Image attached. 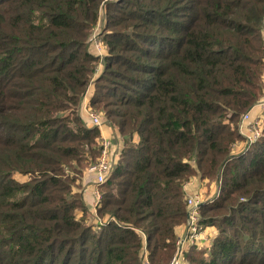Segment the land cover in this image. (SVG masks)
<instances>
[{"label": "trees", "instance_id": "1", "mask_svg": "<svg viewBox=\"0 0 264 264\" xmlns=\"http://www.w3.org/2000/svg\"><path fill=\"white\" fill-rule=\"evenodd\" d=\"M263 23L264 0H0V264H167L193 175L217 185L199 205L217 233L188 263L264 264V128L233 151L263 90ZM99 62L90 105L123 146L94 228L75 185L99 154L79 110Z\"/></svg>", "mask_w": 264, "mask_h": 264}, {"label": "built area", "instance_id": "2", "mask_svg": "<svg viewBox=\"0 0 264 264\" xmlns=\"http://www.w3.org/2000/svg\"><path fill=\"white\" fill-rule=\"evenodd\" d=\"M99 33V31L92 28L89 32L88 40L90 47L92 45V50H94L95 53L89 48L90 51L93 54L99 56L101 59L106 52L104 50V42L101 38H99ZM262 33L264 53V23L262 27ZM99 66V64L96 65L93 76L90 82L88 83V86L94 83V79L99 74ZM252 107H257V110L264 109V89L262 90L261 94L258 96L256 101L253 103V105L241 114L240 121L238 124V132L240 135H242L243 139H236L234 141L233 151L235 152H240L243 149L244 144L251 143L252 141L257 139L263 129L264 121L261 120L258 115H256L254 119L250 118L249 114H251L250 109ZM82 111L90 126L97 127L99 131L101 130L102 126L106 124L105 120L103 121V118H101L99 112H97L96 109L91 108L90 99H88L87 102L83 103ZM98 147L99 154L97 158L94 161L90 162L86 167V171L91 175V206L94 215L93 220H95L92 223V226L96 228H99V225L105 220V218L100 219L96 215V206L99 204L101 199L99 185L104 182L107 177L111 174L113 166L117 161L120 153V150L115 147L112 136L100 134L98 137ZM212 198V196L206 198L201 193L184 196L186 205L185 231L181 235L177 236L175 241V250L167 264H189L188 261L185 259V252L190 245L195 244L196 241H198V234L202 226L199 222V205L205 200H211Z\"/></svg>", "mask_w": 264, "mask_h": 264}, {"label": "crops", "instance_id": "3", "mask_svg": "<svg viewBox=\"0 0 264 264\" xmlns=\"http://www.w3.org/2000/svg\"><path fill=\"white\" fill-rule=\"evenodd\" d=\"M263 89H264V75H263ZM257 107H255V110ZM259 110V109H258ZM258 112V111H257ZM256 112V113H257ZM83 113V111H82ZM81 114V113H80ZM84 114V113H83ZM81 114L83 118H85V123L86 125L88 124V121L85 117V115ZM100 134L106 135V136H112L113 141L115 144V147L120 150L121 147L123 146V138L120 135V133L117 131V129L109 124H104L99 131ZM134 139L137 138L136 135L133 137ZM86 175V174H85ZM89 178V177H88ZM85 179V177H84ZM88 179H85V181ZM89 182H86V185L83 187V196H84V201L86 204V218L88 220V217L90 215V221L88 223H93L95 220H93V211H92V206H91V201H92V183L91 180H88ZM206 181L207 179H201L198 176H191L190 179L184 184V191L185 195H192V194H197L201 193L202 195H206L208 192L209 194H212V192L215 191V187L213 188V184L215 183L214 181L209 182L210 188L206 186ZM209 190V191H207ZM77 215H81L82 211H77ZM185 231V223H181L176 227V234L181 235ZM217 229L213 225H204L201 226L200 232L198 234V241H196V244L202 247H208L209 244L213 241L214 237L216 236Z\"/></svg>", "mask_w": 264, "mask_h": 264}, {"label": "rangeland", "instance_id": "4", "mask_svg": "<svg viewBox=\"0 0 264 264\" xmlns=\"http://www.w3.org/2000/svg\"><path fill=\"white\" fill-rule=\"evenodd\" d=\"M105 18H104V11H103V8H101V11H100V17H99V19H98V21H97V23L95 24V26L93 27V29H96L97 31H99L100 33L98 34L99 35V38H103V31H104V24H105ZM103 40V39H102ZM88 42H89V40H88ZM103 45H104V50H105V52H107V46H106V44H104L103 43ZM89 48L92 50L93 49V47H92V45H91V47H90V44H89ZM93 52H94V50H92ZM95 53V52H94ZM99 71L102 69V64H100L99 63ZM99 74H100V72H99ZM98 74V75H99ZM97 75V76H98ZM96 76V77H97ZM93 92H94V83H92V85H87V88H86V91H85V94H84V96H83V99H82V101L79 103V110H80V113L81 114H83L82 113V108H83V103H85V102H87L88 101V99H91V97H92V95H93ZM91 106V108L92 109H96V108H94V107H92V105H90ZM82 107V108H81ZM96 111L97 112H99V114H100V116H101V118H103V121L105 120V123L106 124H109L108 123V121H107V119H106V117L103 115V111H100V109L99 110H97L96 109ZM258 111V112H257ZM250 112H251V114H249L250 115V118L251 119H254L255 117H256V115H258L260 118H261V120H263L264 121V109H260V110H255V107H252L251 109H250ZM257 112V113H256ZM84 115V114H83ZM241 117V116H240ZM239 121H240V118H239V120H238V123H237V132H238V124H239ZM84 123H85V121H84ZM246 123V122H245ZM89 124V123H88ZM246 125V124H245ZM88 126H90V124L88 125ZM263 128H264V123H263ZM239 133V132H238ZM263 134V129H262V131H261V134H260V136ZM259 136V137H260ZM236 139H239V140H241V139H243V137H242V135H240L239 134V137L238 138H236ZM256 140V139H255ZM254 140V141H255ZM254 141H252L251 143H253ZM251 143H248V144H244L243 145V148L246 146V145H250ZM87 165L88 164H86V166H85V169L82 171V173H81V177H79L77 180H76V184L77 185H75V187L76 188H78V189H83V186L84 185H86V182H89L88 180H90V178H91V175L86 171V167H87ZM84 168V167H83ZM86 174V175H85ZM80 175V174H79ZM84 177H85V179H88V180H86L85 181V179H84ZM89 177V178H88ZM78 181V182H77ZM209 182H212V180H207L206 181V186L208 187V188H210V184H209ZM213 184V188L215 187V191L214 192H212V194H209V192L206 194V195H204V197H215L216 195H217V193H218V189H217V185H216V183H212ZM207 191H209V190H207ZM212 198V199H213ZM211 199V200H212ZM91 219H90V215H89V217H88V220H87V218H86V221H90ZM94 228H96V227H94Z\"/></svg>", "mask_w": 264, "mask_h": 264}]
</instances>
